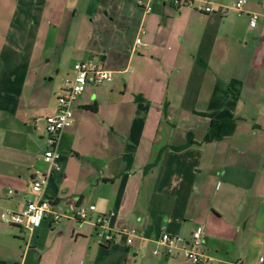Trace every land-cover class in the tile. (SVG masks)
<instances>
[{"label":"crops","instance_id":"crops-1","mask_svg":"<svg viewBox=\"0 0 264 264\" xmlns=\"http://www.w3.org/2000/svg\"><path fill=\"white\" fill-rule=\"evenodd\" d=\"M211 1L216 11L205 14L200 4L157 2L146 13L139 0H0V264H188L156 238L189 239L197 228L215 258L208 264H259L264 125L241 118L233 135L203 140L211 120L248 112L245 98L264 115V0H247L242 16L235 0ZM139 38L149 47H137ZM87 60L114 80L77 99L44 187L62 215L24 241L16 230L26 231L1 215L37 200L33 178L50 167L41 157L46 117L63 78ZM189 134L196 143L179 149ZM81 205L96 211L79 224ZM109 213L112 229H136L131 245L100 243L94 223Z\"/></svg>","mask_w":264,"mask_h":264},{"label":"built area","instance_id":"built-area-1","mask_svg":"<svg viewBox=\"0 0 264 264\" xmlns=\"http://www.w3.org/2000/svg\"><path fill=\"white\" fill-rule=\"evenodd\" d=\"M157 2H164L175 10H180L182 7H198L205 14L214 13L216 9L213 8L211 0H139V6L142 7L146 13H150L152 6ZM247 0H235L234 9L239 16L243 15V8ZM258 21V14L251 15V27H256ZM136 46L149 47L148 43H143L142 39H137ZM115 74L111 70L106 69L102 64L93 60L79 61L74 65V73L67 75L63 81L61 93L57 98V111L49 114L46 117L47 136L46 148L43 150L42 159L49 164L46 172H37L31 184L32 191L38 195L37 200L26 203L24 211L16 213V211H6L1 215V221L15 225L25 231H33L40 227L41 222L47 217L52 216L57 220L61 217L60 209L44 197V187L47 185L48 177L52 171L58 170L59 166L57 160L59 158L58 145L62 131L72 125L73 113L75 112V103L77 99L83 95L89 86H97L104 82H112ZM96 211L95 205L79 206L75 213L74 219L81 224L90 218V215ZM116 217L115 213H109L100 216L94 225L98 229H102L100 233V243L106 246L113 245L121 241L125 237L126 244L131 245L137 237V231L134 228H121L114 230L111 223ZM202 229H196L189 239L173 235L168 232H162L157 238L156 243L165 248L170 253L174 250H179L182 253L188 264H208L215 261L203 249L202 244ZM160 250L153 251L154 256H158ZM220 264V263H216ZM259 264H264V254L259 258Z\"/></svg>","mask_w":264,"mask_h":264},{"label":"trees","instance_id":"trees-1","mask_svg":"<svg viewBox=\"0 0 264 264\" xmlns=\"http://www.w3.org/2000/svg\"><path fill=\"white\" fill-rule=\"evenodd\" d=\"M206 61L202 58L201 54L198 57V64L203 68L206 69ZM196 92V90H195ZM197 93V92H196ZM136 101L140 102V101H145V99L142 97V95L136 96ZM93 111L96 110L95 107H91ZM166 109L167 106L165 107V113H166ZM204 116V114H201ZM236 127H237V122L234 118H223V119H213L210 122L209 125V129L207 134L204 137L203 142L204 143H212L215 141H221L223 138L233 135L236 131ZM196 142H194L191 134L188 135V141L187 144L185 146H181L179 147V149L184 150L188 147H190L191 145H194ZM157 162H155L154 164H150L148 166V169H151L155 166Z\"/></svg>","mask_w":264,"mask_h":264},{"label":"rangeland","instance_id":"rangeland-1","mask_svg":"<svg viewBox=\"0 0 264 264\" xmlns=\"http://www.w3.org/2000/svg\"><path fill=\"white\" fill-rule=\"evenodd\" d=\"M243 70H244V67H242L240 69L239 74H241V73L243 74L244 73ZM229 100L231 101V99H229ZM244 101L248 102V104H249V111L248 112L243 111V112L239 113L238 115L236 114V117L234 119L237 120L238 122H241V118H243V119L246 118V120H248L249 123H252V124L255 123V124L264 125V115H261V114H258L257 113V111L255 110V108L250 103L251 100H248L247 98H245ZM203 106H205V105L199 104L200 109L201 108H204V109L206 108V107H203ZM227 118H230V117H227ZM13 229H16V228H13ZM16 232L19 234V236L22 238V240L26 241L28 239V235H29V232L28 231H26L25 235H22L21 232L18 231V230H16ZM24 244H25V242H23V245Z\"/></svg>","mask_w":264,"mask_h":264}]
</instances>
